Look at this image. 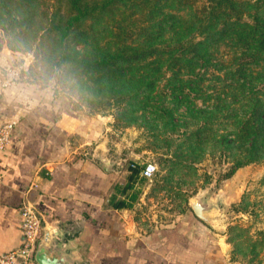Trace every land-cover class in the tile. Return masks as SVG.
Segmentation results:
<instances>
[{
	"label": "trees",
	"instance_id": "obj_1",
	"mask_svg": "<svg viewBox=\"0 0 264 264\" xmlns=\"http://www.w3.org/2000/svg\"><path fill=\"white\" fill-rule=\"evenodd\" d=\"M7 1L26 20L40 6L59 64L73 61L118 117L152 108L184 124L192 159L207 142L224 157L219 179L264 160V0Z\"/></svg>",
	"mask_w": 264,
	"mask_h": 264
},
{
	"label": "crops",
	"instance_id": "obj_2",
	"mask_svg": "<svg viewBox=\"0 0 264 264\" xmlns=\"http://www.w3.org/2000/svg\"><path fill=\"white\" fill-rule=\"evenodd\" d=\"M11 57L0 34V81ZM72 107L55 89L20 78L4 88L0 127L14 126L0 150V253L23 243L19 208L30 202L42 224L64 234L78 264H228L221 238L200 222L149 233L132 225L127 183L92 153L91 118Z\"/></svg>",
	"mask_w": 264,
	"mask_h": 264
},
{
	"label": "rangeland",
	"instance_id": "obj_3",
	"mask_svg": "<svg viewBox=\"0 0 264 264\" xmlns=\"http://www.w3.org/2000/svg\"><path fill=\"white\" fill-rule=\"evenodd\" d=\"M39 7L26 20L25 10L0 0V34L12 56L11 66L19 69L21 80L55 89L71 101L75 111L91 118L96 131L91 151L121 172L127 183L124 207L132 225L140 233H149L192 219L221 238L228 264H264V160L241 166L229 177L219 179L226 165L224 157L220 158L217 149L207 142L200 148L201 154L192 159L184 124L173 128L154 115L152 108L147 109L152 112L130 108L128 112L132 113L118 117V105L105 102L108 94L92 89L73 61L59 64L56 36L45 29V19L37 14ZM22 19L24 23L18 24ZM68 44L80 50L79 43ZM195 102L201 104L202 100L197 98ZM180 152L185 156L176 157ZM147 161L157 166L149 179L140 176ZM199 191L213 202L208 215L217 220L219 230L192 212L189 201Z\"/></svg>",
	"mask_w": 264,
	"mask_h": 264
},
{
	"label": "built area",
	"instance_id": "obj_4",
	"mask_svg": "<svg viewBox=\"0 0 264 264\" xmlns=\"http://www.w3.org/2000/svg\"><path fill=\"white\" fill-rule=\"evenodd\" d=\"M19 79V69L11 66L0 81V97L4 88L16 83ZM14 122H7L0 127V150L6 149L11 142V132ZM135 166V164H131ZM157 166L152 161H147L140 169V176L151 178L156 172ZM20 226L23 232V243L16 249L0 253V264H29L33 261L35 244L40 237L42 218L36 208L30 202H23L19 208Z\"/></svg>",
	"mask_w": 264,
	"mask_h": 264
},
{
	"label": "water",
	"instance_id": "obj_5",
	"mask_svg": "<svg viewBox=\"0 0 264 264\" xmlns=\"http://www.w3.org/2000/svg\"><path fill=\"white\" fill-rule=\"evenodd\" d=\"M189 205L196 217L212 228L220 229L217 220L208 215L214 204L204 192L196 193L194 198L189 201ZM71 251L72 248L69 246L68 240L59 228H50L41 224V234L33 252V258L37 264H78L71 257Z\"/></svg>",
	"mask_w": 264,
	"mask_h": 264
}]
</instances>
